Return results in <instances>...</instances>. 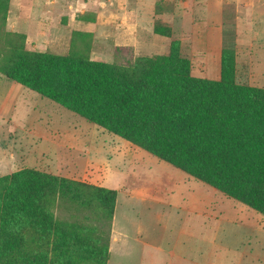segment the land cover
Listing matches in <instances>:
<instances>
[{
	"label": "trees",
	"instance_id": "1",
	"mask_svg": "<svg viewBox=\"0 0 264 264\" xmlns=\"http://www.w3.org/2000/svg\"><path fill=\"white\" fill-rule=\"evenodd\" d=\"M9 5L0 0L1 75L264 216V87L235 81L232 48L221 50L217 80L191 74L178 40L123 62L73 46L30 50L6 29ZM153 32L170 37L157 21ZM116 196L31 168L1 175L0 264H106Z\"/></svg>",
	"mask_w": 264,
	"mask_h": 264
},
{
	"label": "rangeland",
	"instance_id": "2",
	"mask_svg": "<svg viewBox=\"0 0 264 264\" xmlns=\"http://www.w3.org/2000/svg\"><path fill=\"white\" fill-rule=\"evenodd\" d=\"M18 1L11 4L6 29L23 32L29 5ZM87 1L60 4L71 3L81 20L89 13L80 12ZM182 1L156 0V11L176 18ZM199 1L190 0L188 14L174 18L172 27L157 17L170 37L145 34L136 47L117 48L106 31L96 37L62 31L56 42L26 47L66 54L73 46L93 60L123 62L167 53L170 41L178 40L191 74L200 77L212 58L201 42L205 12ZM182 24L190 25L188 33L182 34ZM222 36V48L234 50L235 81L264 87V0H224ZM25 168L116 190L106 264H264L263 215L0 74V176Z\"/></svg>",
	"mask_w": 264,
	"mask_h": 264
},
{
	"label": "crops",
	"instance_id": "3",
	"mask_svg": "<svg viewBox=\"0 0 264 264\" xmlns=\"http://www.w3.org/2000/svg\"><path fill=\"white\" fill-rule=\"evenodd\" d=\"M22 2L24 0H19L17 3L22 5ZM27 2L29 9L27 17L25 16L23 33L26 36V43L38 49L44 46V41L56 42L61 37L62 31H67L68 37L72 31L93 33L94 37L99 31H106L113 36L114 46L136 47L140 39L146 37L145 34L151 38L155 36L153 23L157 17L172 27L174 20L177 18L181 20L180 16H186L188 8H191L190 0H183L180 2L182 5L178 6L182 9L179 11L177 9L175 18V13L157 12L156 0H88L82 3L85 7L80 12L84 13L86 10L89 13L79 20L76 19L74 10L69 8L72 7L71 3L62 5L61 0H27ZM199 2V8L205 12V32L201 42H203L206 54L212 58V66L208 72H203L199 76L218 79L223 44L222 6L224 0H200ZM12 3L13 0H10L8 12L11 11ZM63 19L66 24H61ZM189 27V24H182L180 28L182 34L188 33ZM173 30H175L174 26ZM104 36L106 37L105 34ZM180 41L182 43L184 40ZM193 43L190 42V44Z\"/></svg>",
	"mask_w": 264,
	"mask_h": 264
}]
</instances>
